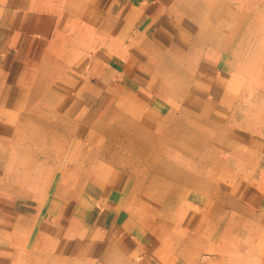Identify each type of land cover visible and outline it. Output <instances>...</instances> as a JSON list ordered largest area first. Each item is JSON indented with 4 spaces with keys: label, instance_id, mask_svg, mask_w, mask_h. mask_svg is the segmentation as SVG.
<instances>
[{
    "label": "rangeland",
    "instance_id": "rangeland-1",
    "mask_svg": "<svg viewBox=\"0 0 264 264\" xmlns=\"http://www.w3.org/2000/svg\"><path fill=\"white\" fill-rule=\"evenodd\" d=\"M94 1L99 3L101 0H83L79 7L68 6L64 16L56 17L55 25L50 29L52 35L62 34V37L69 38L62 47L66 71L59 82L47 86L44 83L42 91L52 89L51 93L61 92L62 98H29L30 88L36 84L29 79L28 82L22 81L27 69L23 70V60L0 70V79H5L7 73L14 70V81L0 82V187H20V196L24 198L32 192L42 191L41 196L30 197L37 204L42 200V212L48 218L63 203V213L58 212L59 216L46 225L44 235L58 236L50 244V250L59 251L64 256V253L69 254L68 257L80 256L82 250L93 249V245L84 248V229L73 223L75 217L72 216L71 205L86 201V192L95 201L101 193L105 197L119 179L128 175L129 189L123 195V204L117 202L112 206L117 208L116 212L123 207L124 212L131 214L124 225L128 232H120L118 227L107 232L114 245L109 248L126 250L128 264L140 262L130 235H140L139 240L147 239L154 264H264V163L259 164L257 159L264 151V142H261L264 141V0H163L159 3V6L168 5L166 8L171 10L172 20L182 16L180 23H175L177 29L170 30L169 39L165 37L162 40L153 26L150 34H157L148 36L154 41L155 50L166 53L167 57L163 59L177 63L175 69L171 67V81L160 74L168 68L157 67L156 63L162 60V56H158L159 51L151 52L150 60L149 56L145 58V53L141 56L140 52H134L130 40L132 37L140 39L144 33L143 26L139 27V32L134 22H143V12L151 0H127V28L109 36V45L102 44L103 34L95 28L96 25L82 27V12L88 5H94ZM129 6H136L137 10ZM175 11H183V15H176ZM58 12H62L60 6ZM209 23L214 27L217 25V30L204 29ZM76 29L82 31L78 39L75 37ZM125 38L126 44L123 43ZM221 52L224 59L220 81L205 84L207 89L204 91L195 85L185 87L183 79H195L200 75L195 66H188L187 60L192 64L191 58L198 59V65L203 62L213 66ZM55 54L58 55L59 50ZM110 64L113 67L109 71ZM47 69L48 66L42 72ZM212 73L216 74L213 69ZM103 78L104 85L101 84ZM121 79L128 83L125 87L127 94L123 92V97H118L116 83ZM164 83L170 87L167 95L171 97L157 105L150 95L160 94L159 90L164 93V88H161ZM103 93L105 95L102 96ZM96 95L102 99L109 98L102 102ZM65 97L67 101L65 99L58 104ZM50 102L61 105L57 116H67L68 107L72 110L68 116L77 121L74 124L77 125L74 126L76 131L74 129L72 134L70 131H58V137H50L54 126L45 125L46 119L53 117L45 115ZM156 106L165 108V112L175 106L180 113L182 107L197 112L184 121L194 125L192 131L182 127L172 132L162 131L161 128L166 129L167 122L171 120ZM97 107L99 113L94 117L95 123L104 115L114 124L107 129V135L95 127H89L90 130L83 133L81 121ZM30 111L35 112L28 115L30 120L26 119L29 120L26 122L24 114ZM201 116L217 123L207 131L206 140L197 130ZM157 125L155 143L152 142L155 138L152 126L156 129ZM170 132L176 137L168 135ZM116 134L123 139L120 141L119 136L116 139ZM72 135L75 140H71ZM166 136L174 137V145L169 146L171 150L165 147L168 145ZM167 151H170L169 158H174L178 166L166 160ZM200 154H205V161L200 162ZM56 163L61 176L50 189L48 176L50 171H55ZM11 168L17 174L14 180L8 177ZM215 169H219L217 176ZM231 172L238 176L232 177ZM187 177H201L202 185L192 186ZM229 190L234 192V198ZM91 202L86 203L88 209L93 206ZM235 202L239 205L232 209ZM64 204L68 205L67 210ZM126 235L128 238L125 240ZM122 239L125 240L124 246L120 243ZM189 241L194 243L190 244L191 247H184ZM99 250L104 252L98 247L96 253ZM97 256L93 260L95 264L108 263L101 255ZM111 258L114 259L113 256ZM67 261L68 264H92L86 258Z\"/></svg>",
    "mask_w": 264,
    "mask_h": 264
},
{
    "label": "crops",
    "instance_id": "crops-1",
    "mask_svg": "<svg viewBox=\"0 0 264 264\" xmlns=\"http://www.w3.org/2000/svg\"><path fill=\"white\" fill-rule=\"evenodd\" d=\"M162 1L163 0H151L150 3L148 2L150 5L143 12L144 14L143 15L144 18L142 19L143 22L141 23L139 22L138 24L134 22L137 31L140 32V30L142 29L144 33H142L140 39L137 38L134 39L132 37L130 38V40H131V44L134 47L133 49L134 52L135 51H137L138 53L140 52L141 56H143V53H145L144 54L145 58L149 56L150 60L153 56L151 52L159 51L158 56H162L161 57L162 60L159 59L161 61L156 63L157 67L159 66L165 69L168 68L166 70L161 69L162 72L160 74L164 75L166 80L171 81L169 79V77L171 76V67L175 69L174 67L175 62H170L166 58L163 59V57H167L166 53L164 51H160V49L155 50V48L152 45L154 44V41L152 39H149L148 36L157 34V33L150 34V30H153L151 29V27L153 26V28L155 29L154 31L158 32V35L161 37L162 40H164V38L169 35V32L170 30H172V28L177 29L175 23H180L179 20L182 18V16H176V18L172 20L171 10H168L166 8L168 5L159 6V3H162ZM31 2H33L32 5ZM102 2H103L102 0L99 3L98 2L96 3L94 1V5L93 3L91 5H88L86 7V11L82 12L83 14L81 13L82 19L84 21L82 23L83 25L82 27L84 26L86 27L88 25H93V26L96 25L98 28L95 26L94 27L103 34V37L101 38L102 44L109 45L110 43L109 36L116 34L117 31L121 32L122 30H126L127 28L126 26H127V16H128L127 13L128 3L127 0H118L117 3L116 0H104V3ZM82 3L83 0H68V1L67 0L65 1L63 0H0V70L4 68L8 69L9 67H11V64L17 65L19 63L18 61L23 60L22 61L23 70L26 67L27 69L23 74L22 81L28 82L29 79L30 82L36 84L34 88L32 89L30 88L29 98L37 99L40 98V96L44 100L45 98L47 100L59 98V97L62 98L60 94L61 92L57 93L56 91H54V93H51L53 91L52 89H47L45 91H42L44 89L43 86L44 83L46 84L45 86L54 82L57 83V81L62 77V75L66 71V68H64V61H63L64 54L62 53V47H63V42L67 41L68 43L69 38L65 36L62 37V34H60V36L58 34L52 35V31L50 29L53 28V26L55 25L56 17L64 16V13L66 12L68 6L75 8V7H79V5ZM114 3L116 4L112 8ZM71 4H74V6ZM59 6L62 11L61 14H59L58 12ZM105 6L107 7L106 9ZM129 8L137 10L136 6L135 7L129 6ZM149 14L152 15L151 18L148 17ZM175 14L183 15V11H175ZM140 26L143 27H141L140 29L139 28ZM76 27L78 28L79 26L76 25ZM75 33H76L75 37L76 39H78L81 36L82 31L76 29ZM169 38L170 37H167V39ZM126 41L127 39L125 38L123 40V43L126 44ZM215 41L217 43V39H215ZM57 50H59L58 55L55 54V51ZM82 52L87 54L85 51ZM222 54H223L222 52L219 54V56L217 57L218 61L217 63L215 62V65L213 66L203 62L202 63L200 62V65H198V59H192L191 57H189L191 58L190 60H192V64H191V62L186 59L188 62V66L189 67L192 65L195 66L197 68L196 72L199 73L200 75H196L195 79L194 78L193 79L188 78L189 80L183 79L184 80L183 83H185V87H191V85L192 86L195 85L196 87L202 88V90L204 91L205 89H207V87H205L206 86L205 84L215 82L216 80L220 81V79L223 78V76L220 75V69L223 68L222 60L224 59ZM43 59H45L46 61H43ZM47 66L48 69L42 72V69ZM112 67H113L112 64H110L109 71L111 70L110 68ZM212 69L214 72H216V74L213 73L211 74ZM13 72L14 70L12 69L10 72L7 73V76L4 77L5 79H0V82L4 81L6 83H9V81L11 80L14 81V78L12 77L14 76ZM92 75L91 76L94 78V81H96L94 77V73ZM42 76H44L43 79ZM133 79L134 78H131L132 81H134ZM101 81L102 84L104 85L103 81H105V79L103 78ZM127 84H128L127 81H124V79H121L119 83L118 82L116 83V85L119 88V90H117L118 97H123L122 94L123 92L127 94L125 88ZM116 85L114 84V86ZM107 86L110 87L108 84ZM161 88H164L163 90L164 93H162L159 90L160 94L155 95L153 93L152 95H150L151 96L150 98L154 99V102L157 105H162L163 104L162 101H165L170 96V94L167 95L168 88L170 89V87L167 84L164 83ZM104 91H106V89H104ZM108 92L109 90L105 93L107 94ZM103 95L105 94L103 93L102 96ZM146 95L148 96L147 92ZM94 96L95 95L93 94L92 97L94 98ZM98 97L100 98L101 96L96 95V98ZM56 104L57 102L54 105ZM156 107L159 108L161 106H156ZM159 109H161L160 110L161 114L167 115V117L170 116V120H171V122H167L166 124L167 128L166 129L161 128L162 130L172 132L173 130L182 127V129L191 131L192 128L194 127L192 123L190 124L182 123L177 125L174 124L176 115L180 114L179 108H177L176 106L166 109L168 110L166 112H165V108H159ZM182 109L184 111H187L188 112L187 114L189 115L190 114L197 115V112H194L189 108L182 107ZM45 110H46L45 115H48V117L51 118L48 109L45 108ZM71 111L72 110L68 109L65 112V114L68 115L70 114ZM32 112L35 111H30L24 114V118L27 116L25 120L26 119L30 120V117L28 115H30ZM198 113L200 114V112ZM211 114H213V112H211ZM187 117L188 115L184 116L183 122L186 120ZM29 120H26V122H28ZM198 120L199 122L197 124H199L198 125L199 128L197 130L200 133L199 135L204 136V138L206 139L207 131L208 132L211 131V128H213L217 123L211 121L209 122L207 118L203 116L199 117ZM46 125L49 124L47 123ZM158 125L156 129L152 126V135L153 137H155L152 139V142H156L158 138L157 137L158 136L157 131L159 127ZM53 126L56 132L58 131L62 132L61 131L63 129L62 127L57 126L56 124ZM171 134L172 133L168 135ZM217 135L218 134H215V136ZM171 136H174V134ZM166 140L168 145H166L165 147H169V146L172 147L174 145L173 144L174 137L169 138L167 136ZM261 142L264 141L261 140ZM254 145L255 144H253L252 146ZM167 152L168 153L166 154V156L168 161L170 158H169V151ZM257 159L259 164L264 163V151H262V155L258 156ZM169 162H174V158L170 159ZM13 166H15V162ZM59 170H60L59 164L56 163L55 171L54 172L50 171V175L48 176L49 180H51L49 186L50 189L51 187H53V184H55V180L61 176L59 174ZM215 170H216L215 176H217L218 173L216 172L219 171V169H215ZM234 175L238 176L237 174L231 172V176L234 177ZM16 176L17 174L15 169L11 168L8 177L11 180H14ZM127 176H123L121 179H119L117 185L111 191H108L105 194L106 195L105 197L102 196L101 193L96 198L97 201H95L91 199L92 197H90L89 194L86 192V195H88L85 199L86 201L82 202L81 204L79 203L80 206L77 205L76 203L74 206L73 204L71 205L73 211L72 216L75 217L73 218L74 219L73 223L76 224L78 228H80L81 226V228L84 229L83 237L86 243V245H84V248L93 245L92 250L84 249L80 252L81 254L80 256H74V257L71 256L68 257L69 254L67 253H64L66 254V256H64L59 251L51 252L50 244L54 242V240L57 239L56 237L58 236L53 234L50 236L49 234H47L48 236L44 235L46 225L50 223L51 220H54L56 217L59 216L58 212L61 211L63 213L62 202H61V208L59 207L60 209L59 208L55 209L57 211L54 212V215L50 214L51 217L48 218L46 213L44 214L42 212V200H40L41 203L37 204L36 200L30 197L36 194L41 196L42 191L32 192V193L30 192L31 193V194L29 193L30 196L24 198L20 196V192L22 191L20 189H14V188L9 189V188L0 187V264H68L67 260L72 261V259L80 260L85 258L89 260V262L92 261L91 262L92 264H95L93 260L97 259L96 254L99 257L101 255L103 259L108 261V263L102 261V262H98V264H103V263L128 264L127 262L128 256L126 250L124 251L111 250L110 248L114 247V245H112V241L109 239L110 235L109 236L107 235V232L110 233L112 229H116L117 227L121 229L119 230L120 232H124V233L128 232L127 228L124 225H126L125 222L128 221V218H131L129 217L131 214L124 212L123 207L120 210V212H116L117 208L112 207L115 204H117V202L123 204L122 202L123 195L125 196L126 192L129 189ZM40 177H42V174L40 175ZM229 193H232V196L234 195L233 191L231 192L229 190ZM91 200H93V202H91ZM87 202L92 203L93 205L92 208L90 209L87 208L86 206L88 205L86 204ZM238 205L239 203L235 202L234 205L232 206L234 208L232 209H236ZM100 206H102V208H99ZM64 207H66L65 209L67 210L68 205L64 204ZM126 236L127 237H125V240L128 238V235ZM211 236L216 237L215 234H212ZM139 237L140 235H136V237L134 236L131 237L130 235V238L132 239L129 238L130 241L133 242L132 244L135 247L136 253L139 255L138 256L140 261L139 264H154V262H152L153 255L148 250V242L146 243L147 239L144 238V240L143 239L139 240ZM125 240L123 239L120 240V243L122 242L123 246L125 245ZM191 243H194V241L191 242L189 241L185 243L184 247H187V245L191 247L190 245ZM98 247L102 248L104 252L99 250V252L96 253ZM111 256H113L114 259H112ZM64 259L66 261H64ZM115 260H117V262H115ZM71 263L74 264V262Z\"/></svg>",
    "mask_w": 264,
    "mask_h": 264
},
{
    "label": "bare ground",
    "instance_id": "bare-ground-1",
    "mask_svg": "<svg viewBox=\"0 0 264 264\" xmlns=\"http://www.w3.org/2000/svg\"><path fill=\"white\" fill-rule=\"evenodd\" d=\"M239 14V13H238ZM245 15V14H244ZM236 16V15H235ZM222 19H223V17H222ZM230 19V18H229ZM235 19H237V18H235ZM224 20V19H223ZM226 22V21H225ZM219 23H220V21H219ZM223 23V22H222ZM229 23H230V21H229ZM235 23V22H234ZM232 24V23H231ZM221 25V24H220ZM218 26H219V24H218ZM231 26H233V25H231ZM248 26V25H247ZM222 27V26H221ZM248 28V27H247ZM204 29H206V30H211L212 32H213V30L214 31H216L217 30V25L214 27V24H206V26L204 27ZM219 29V28H218ZM244 29V28H243ZM241 30V29H240ZM245 30V29H244ZM243 30V31H244ZM248 30V29H247ZM226 31V30H225ZM230 31V30H229ZM233 31H235V30H233ZM218 32V31H217ZM228 32V31H227ZM246 33V32H245ZM210 34H212V33H210ZM229 34V33H228ZM241 35V34H240ZM226 36L227 35H225V38H226ZM237 36V35H236ZM242 36V35H241ZM211 37V36H210ZM214 37V36H213ZM224 39V38H223ZM235 39V38H234ZM219 41V40H218ZM225 42H226V40H224ZM229 41V40H228ZM227 41V42H228ZM156 52V51H155ZM192 53V52H191ZM157 54V53H156ZM174 64H177V63H174ZM173 64V65H174ZM180 65V64H179ZM182 66V65H181ZM180 70V69H179ZM55 72V71H54ZM178 73H180V72H178ZM54 74V73H53ZM91 77V76H90ZM85 82H87V81H85ZM91 82V81H90ZM92 84V83H91ZM90 84V85H91ZM102 84V83H101ZM89 85V86H90ZM86 86V85H85ZM99 86V85H98ZM75 94V93H74ZM109 98V97H108ZM108 98H104V99H102V97L100 98V100L102 99V102H104L106 99H108ZM66 99V97L61 101V102H59L58 104H60V103H63V101ZM49 100V99H48ZM66 101H67V99H66ZM101 102V103H102ZM21 103V102H20ZM51 103V102H50ZM47 104V103H46ZM103 104V103H102ZM104 105V104H103ZM65 106V105H64ZM94 107V106H93ZM181 107V106H180ZM20 108V107H19ZM46 108H48L50 111H49V113H50V116H53L51 119H46V123H50L49 125H57V126H60V127H62L63 129L61 130V131H65V133H67V131H70L71 132V134H72V132H74L73 130L75 129L74 128V124H76L77 123V121L76 122H74L75 121V119L72 117V116H64V115H61V116H57L56 115V113H59L60 112V110L59 109H61V105H54V104H52L51 103V105H50V107H46ZM103 108V107H102ZM63 109V108H62ZM67 109H70L69 107L67 108ZM65 111V110H64ZM62 112V111H61ZM23 113H24V111H23ZM48 113V112H47ZM98 113H99V108L97 107V108H93L92 110H90V112H88V114H87V116H86V119L85 120H83V121H81V124H82V127L84 128L82 131H83V133L87 130H90L89 129V127L92 129V127L94 128L95 127V129H98L99 131H101L104 135H107V129H109V128H112V126L114 125V124H111V122H109V117L107 116H104L103 115V117L101 118V119H98V123H95L96 122V120L94 119V117H95V115H98ZM103 113V112H102ZM188 112L187 111H184V110H182L181 111V113L178 115V116H176L175 117V120H174V124L175 125H177V124H182V123H184V124H186L185 122H183V118H184V116H189V114H187ZM104 114V113H103ZM175 116V115H174ZM194 116V115H193ZM191 117V116H190ZM192 118V117H191ZM194 118V117H193ZM197 118V117H196ZM185 120V119H184ZM44 122V123H45ZM188 122V121H187ZM136 125H138L136 122H134ZM46 125V124H45ZM97 125V126H96ZM199 125V124H198ZM70 126H72L71 128L72 129H70ZM77 126V125H76ZM75 126V127H76ZM88 126V127H87ZM186 126V125H185ZM194 126V125H193ZM184 127V126H183ZM122 127H120V129H121ZM169 128V127H168ZM181 128V127H180ZM186 128V127H185ZM145 129H150V128H145ZM145 129H143L142 128V130H145ZM189 129V128H188ZM77 129H75V131H76ZM131 130V129H130ZM179 130V129H178ZM98 131V132H99ZM122 131V130H121ZM120 131V132H121ZM151 131V130H150ZM163 131V130H162ZM192 131V130H191ZM111 132V131H110ZM194 132V131H193ZM193 132H191V134L193 133ZM76 133V132H75ZM82 133V134H83ZM171 133V132H170ZM188 133H190V132H188ZM88 134V133H87ZM86 134V135H87ZM101 134V133H100ZM111 134V133H110ZM186 134V133H185ZM190 134V135H191ZM66 135V134H65ZM134 135H137L136 134V132L134 133ZM134 135H132V136H134ZM172 135V134H171ZM182 135V134H181ZM198 135V134H197ZM59 136V133H57L56 132V130H51L50 131V137L51 138H56V137H58ZM112 136V135H111ZM118 136H119V140L121 141L123 138H121L120 136L121 135H119V134H116L115 135V137H116V139L118 138ZM184 136V135H183ZM49 137V136H48ZM49 137V138H50ZM89 137L90 138H92L93 137V135L92 134H90L89 135ZM167 137V136H166ZM174 137H176V136H174ZM192 137V136H191ZM201 137V136H200ZM110 138V137H109ZM188 138V137H187ZM202 138V137H201ZM72 139H76V137L75 136H73L72 135V137H71V140ZM189 139V138H188ZM205 139V138H204ZM73 140V141H74ZM113 140V139H112ZM196 140V139H195ZM194 140V141H195ZM206 140V139H205ZM171 141V140H170ZM209 141V140H208ZM208 141H207V143H208ZM163 142V141H162ZM156 143V142H155ZM164 143H165V140H164ZM204 143V142H203ZM153 144V143H152ZM196 144V143H195ZM206 144V143H205ZM148 145V144H147ZM155 145V144H154ZM107 146V145H106ZM203 146H204V144H203ZM207 145H205V147H206ZM209 148V147H208ZM155 149V148H154ZM169 149H170V147H169ZM204 149V148H203ZM210 149V148H209ZM123 150V149H122ZM171 150V149H170ZM204 150H206V149H204ZM46 152V151H45ZM170 152V151H169ZM210 152V151H209ZM48 153V152H47ZM133 155L135 154V153H133V152H131ZM147 153V152H146ZM208 153V152H207ZM110 154V153H109ZM146 155V154H145ZM148 155V154H147ZM175 155H177V154H175ZM179 155V154H178ZM103 157L105 156V153L102 155ZM136 156H138V155H136ZM161 156H163V155H161ZM166 156V155H165ZM145 157H147V156H145ZM148 157H150V155L148 156ZM167 157V156H166ZM199 160L201 159V161H203V160H205L204 159V155H202V154H200L199 155ZM143 158V157H142ZM152 158V157H151ZM181 158H182V156H181ZM139 159V158H138ZM147 160H148V158H146ZM166 159V158H165ZM185 159V158H184ZM141 160V159H140ZM153 160H155V159H153ZM167 160V159H166ZM192 160V159H191ZM168 161H170V159L168 160ZM173 161V160H172ZM154 162V161H153ZM175 162V161H174ZM194 162H196V161H194ZM156 163V162H155ZM166 163H168V162H166ZM176 164H177V162H175ZM174 163V164H175ZM189 163V162H188ZM191 164L190 165H194L192 162H190ZM150 164V163H149ZM172 164V163H171ZM173 164V165H174ZM175 164V165H176ZM142 165H144V164H142ZM179 164H177V166H178ZM177 166H173L174 168H176ZM186 166V165H185ZM180 167V166H179ZM186 171H188L187 169H186ZM186 171H185V173H186ZM188 175H189V173H188ZM192 175V174H191ZM190 176V175H189ZM200 176H202V175H200ZM188 178V177H187ZM191 181V182H190ZM188 182H190L191 184H193L192 186H195V187H197V186H200V185H202L201 184V177H191V178H188ZM18 188H20V187H18ZM17 188V189H18ZM15 189H16V186H15ZM155 191V190H154ZM169 194V193H168Z\"/></svg>",
    "mask_w": 264,
    "mask_h": 264
}]
</instances>
